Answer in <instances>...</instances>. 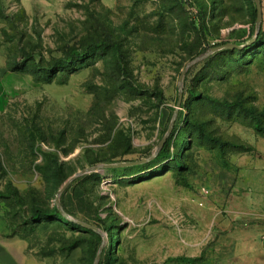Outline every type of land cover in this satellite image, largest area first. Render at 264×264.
<instances>
[{"label": "rangeland", "instance_id": "rangeland-1", "mask_svg": "<svg viewBox=\"0 0 264 264\" xmlns=\"http://www.w3.org/2000/svg\"><path fill=\"white\" fill-rule=\"evenodd\" d=\"M258 1L260 26L255 0H0V219L20 264H264Z\"/></svg>", "mask_w": 264, "mask_h": 264}, {"label": "crops", "instance_id": "crops-1", "mask_svg": "<svg viewBox=\"0 0 264 264\" xmlns=\"http://www.w3.org/2000/svg\"><path fill=\"white\" fill-rule=\"evenodd\" d=\"M6 230L4 222L0 219V264H20L17 254L24 255L26 245L20 237L6 235ZM261 250L264 255V247Z\"/></svg>", "mask_w": 264, "mask_h": 264}, {"label": "water", "instance_id": "water-1", "mask_svg": "<svg viewBox=\"0 0 264 264\" xmlns=\"http://www.w3.org/2000/svg\"><path fill=\"white\" fill-rule=\"evenodd\" d=\"M255 3H256V10H257V18H256V22L258 24V26H260V23H261V7H260V4H259V1L258 0H255ZM253 42V40L247 42L246 44L244 45H237V44H233V43H226L224 45H220V46H217L215 47L214 49H230V50H234V49H242L244 48L246 45H250L251 43ZM182 77V76H181ZM181 81V78L179 80V83ZM180 95H181V92H180ZM180 98L181 96H179V101H180ZM134 163H119V164H108V165H103L102 167L103 168H116V167H124V166H129V165H132ZM97 169V167H92V168H87V169H84L82 170L81 172L77 173L74 177L76 176H79V175H82L84 173H90V172H93ZM73 177V178H74ZM71 178L70 180H68L67 182L64 183V185L61 187V189L57 192V197L64 191V189L68 186L69 182L73 179ZM84 226L86 227H90L88 225H85L83 224ZM90 228H93V227H90ZM97 259H98V255L96 256V260H95V263L94 264H97Z\"/></svg>", "mask_w": 264, "mask_h": 264}, {"label": "trees", "instance_id": "trees-1", "mask_svg": "<svg viewBox=\"0 0 264 264\" xmlns=\"http://www.w3.org/2000/svg\"><path fill=\"white\" fill-rule=\"evenodd\" d=\"M194 24L199 25V23L197 21H194ZM242 49L247 50L249 48L246 46L245 48H242ZM227 50H230V49H227ZM234 50H241V49H234ZM72 55L73 56L77 55L76 51H73ZM249 113L255 117L257 129L264 131V128H262V126L260 125V120L255 116L254 112L250 111ZM52 215L53 216L55 215L57 218H60V219H63L66 217L64 212L61 209H59L57 206L54 208ZM174 260L186 262V263H194L195 262V259H191V258H187V257H183V256L174 258Z\"/></svg>", "mask_w": 264, "mask_h": 264}]
</instances>
